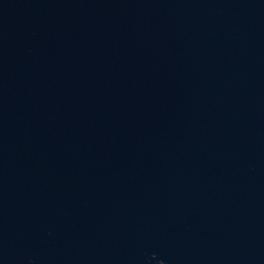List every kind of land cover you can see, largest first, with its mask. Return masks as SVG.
<instances>
[{"label": "water", "instance_id": "obj_1", "mask_svg": "<svg viewBox=\"0 0 264 264\" xmlns=\"http://www.w3.org/2000/svg\"><path fill=\"white\" fill-rule=\"evenodd\" d=\"M0 264H264V0H0Z\"/></svg>", "mask_w": 264, "mask_h": 264}]
</instances>
